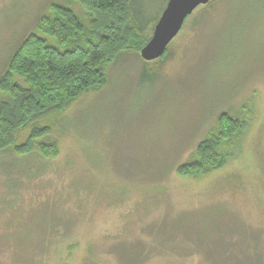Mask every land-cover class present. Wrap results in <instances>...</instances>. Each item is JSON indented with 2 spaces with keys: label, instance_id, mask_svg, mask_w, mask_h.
Returning <instances> with one entry per match:
<instances>
[{
  "label": "rangeland",
  "instance_id": "1",
  "mask_svg": "<svg viewBox=\"0 0 264 264\" xmlns=\"http://www.w3.org/2000/svg\"><path fill=\"white\" fill-rule=\"evenodd\" d=\"M167 2L138 0L144 37ZM54 4L93 18L71 0H0V80ZM166 53H123L102 92L49 115L57 158L0 155V264H264V0H210ZM247 109L238 157L177 175L222 113Z\"/></svg>",
  "mask_w": 264,
  "mask_h": 264
},
{
  "label": "trees",
  "instance_id": "2",
  "mask_svg": "<svg viewBox=\"0 0 264 264\" xmlns=\"http://www.w3.org/2000/svg\"><path fill=\"white\" fill-rule=\"evenodd\" d=\"M71 1L93 16L90 24L72 9L52 5L37 33L15 50L0 80V93L11 100L0 101V155L27 156L38 151L44 159L57 158L59 146L49 141L56 125L43 121L64 114L86 94L102 92L108 83L107 68L125 52L140 55L150 39L144 37L149 25H143L136 14L138 0ZM143 74L153 76L146 70ZM250 113L247 109L245 118L222 113L195 157L177 168V175L200 180L224 169L240 154L251 125ZM21 130L28 134L18 141Z\"/></svg>",
  "mask_w": 264,
  "mask_h": 264
},
{
  "label": "water",
  "instance_id": "3",
  "mask_svg": "<svg viewBox=\"0 0 264 264\" xmlns=\"http://www.w3.org/2000/svg\"><path fill=\"white\" fill-rule=\"evenodd\" d=\"M210 0H168L167 5L156 23L152 36L140 51L146 62L159 60L172 41L179 35L186 20Z\"/></svg>",
  "mask_w": 264,
  "mask_h": 264
}]
</instances>
